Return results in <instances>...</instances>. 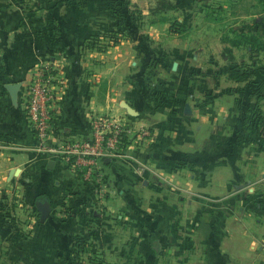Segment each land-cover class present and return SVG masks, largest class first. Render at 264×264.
<instances>
[{
  "label": "crops",
  "instance_id": "obj_1",
  "mask_svg": "<svg viewBox=\"0 0 264 264\" xmlns=\"http://www.w3.org/2000/svg\"><path fill=\"white\" fill-rule=\"evenodd\" d=\"M111 1L0 0V195L31 194L32 205L37 195L47 198L50 212L36 225L52 259L60 256L58 243L70 248L87 240L112 264L150 255L162 262L170 254L182 264H264V205L251 202L264 192V141L251 138L242 123L255 109L264 116V90H257L264 66L249 81H231L226 66L250 62V48L220 38L222 63L206 48L204 35L219 33L216 18L227 8L221 0H164L170 6L163 8L155 0H121L138 10L137 29L117 27ZM207 2L218 5L208 9ZM174 21L181 32L169 30ZM110 32L119 36L114 44L103 37ZM239 47L246 58L234 55ZM43 64L55 78L52 145L88 137L93 115L116 117L131 129L124 154L99 161L98 190L81 170L37 148L22 95ZM15 82L21 85L13 105L4 86ZM141 125L153 138L137 146L132 133ZM239 173L261 178L259 191L241 189L240 197L220 203L204 199L232 193ZM192 194L202 197L195 201ZM191 208L200 214L193 234L184 219Z\"/></svg>",
  "mask_w": 264,
  "mask_h": 264
},
{
  "label": "rangeland",
  "instance_id": "obj_2",
  "mask_svg": "<svg viewBox=\"0 0 264 264\" xmlns=\"http://www.w3.org/2000/svg\"><path fill=\"white\" fill-rule=\"evenodd\" d=\"M155 1L164 2V0ZM219 2L224 3L227 8L222 9L219 14L217 13L219 17H217L216 19L220 21L219 33L204 35L203 39L205 40L204 43L206 44V48L210 49V51H215L216 55L219 54L217 57V61L221 62L219 56L220 52L222 53L221 50L223 47V42L220 43V38H223L228 42H224L226 45H234L241 43L239 35L245 34V37H250L253 34H257L259 36L260 41L258 42V46L262 47L263 49L258 55V65H261L263 67L264 20L263 23L256 24L257 18L255 17H261L262 19H264V0H232L233 6L231 7H229V2L227 0H221ZM204 5L208 6V9H210L217 6L218 3L213 4V2H207ZM129 9H132V7ZM226 9L230 10L233 14L237 15L235 16L231 14L229 15L226 13H222ZM116 37L118 41L119 36ZM242 37L241 39H243ZM246 52L247 51H245L243 47H239L237 51L234 50V55L237 59H240L239 57L246 58L248 55V52ZM261 66H259L258 68H260ZM252 112L253 111H251L250 114ZM242 123H244V125L246 124V126L249 128L248 132L249 134H251V138L256 139V137H261L263 135L264 141V116L263 118L258 119L252 114L250 117H248V119H243ZM246 126L244 127L246 128ZM235 159L236 160L232 161V165L233 167H239L240 162L239 160H237V158ZM212 176L213 183L216 186L221 185V183L223 182V179L220 177L222 176L221 172L216 170L215 172H213ZM251 176H246L242 173L234 175L231 179L232 193H226L224 191L215 192V195L212 194L213 196L206 197L204 199L207 201H214L216 203H220L224 200H228L230 196L240 197L239 190L241 189L247 190L248 188L253 187L252 189L257 190L258 186L260 185L261 178ZM83 180L92 183L94 188H96L97 190L100 187L99 183L96 182V177L94 176L90 177L89 179ZM256 180H258V182H256ZM262 186L264 187V181ZM98 193H102V196H100V194H97L99 200L101 198L104 200V194H109L108 189L104 190V192L99 191ZM182 194L186 196L184 192ZM253 195H255V198L251 200V202H259L264 205V192L261 193V191H259V194ZM32 197L33 196L31 194H27L25 196L22 195V197H19L16 194L3 193L2 195H0V234L3 235V237L0 239V264H112L111 258L106 259L103 257V259L99 253L97 254L95 248H93V242H89L87 240H77L70 244V248L68 243H58V247H61L59 248L60 256L52 259V252L48 248L49 243L44 240H38L40 236H38L39 230L37 229L36 225L37 217L35 210L33 209ZM145 197L147 198L149 196L140 195V199L142 200H144ZM191 197L194 198V200L196 201V199H200L202 195L192 194ZM236 200L239 201V199ZM91 212L95 213L96 211L95 209H93L91 210ZM217 213H223V210H218ZM197 215L200 214H198V211H196L194 208L185 209L184 211V219L185 221L186 219L189 220L190 224H188L189 227L187 228L191 234H193L192 224L194 219L197 218ZM85 217L91 218L89 213H87ZM185 225H187L186 222ZM172 235H174V233H172ZM170 255L171 257L163 259L162 262H160V259L158 257H155L154 255L145 257V259L136 257L131 259L130 262L133 263V261H135L134 264H182L181 259H176L174 255ZM123 260L127 259L120 258L115 259L114 261L115 264H120Z\"/></svg>",
  "mask_w": 264,
  "mask_h": 264
},
{
  "label": "built area",
  "instance_id": "obj_3",
  "mask_svg": "<svg viewBox=\"0 0 264 264\" xmlns=\"http://www.w3.org/2000/svg\"><path fill=\"white\" fill-rule=\"evenodd\" d=\"M54 79L50 64H43L27 80L22 95L27 120L37 148L58 155L65 163L81 170L83 179H89L97 175L98 163L103 158H117L124 154L125 148L130 145L131 129L116 117L93 115L88 137L52 145L49 137L55 109ZM132 136L134 144L142 146L151 141L153 133L147 126L141 125L133 130Z\"/></svg>",
  "mask_w": 264,
  "mask_h": 264
},
{
  "label": "trees",
  "instance_id": "obj_4",
  "mask_svg": "<svg viewBox=\"0 0 264 264\" xmlns=\"http://www.w3.org/2000/svg\"><path fill=\"white\" fill-rule=\"evenodd\" d=\"M116 0H113L110 2V10L112 13L115 15L116 18V25L117 27H134V29H137L140 26V17L136 14V10H132L129 8H126V6L122 3L121 0H118L119 4L115 2ZM161 8L165 6H170L169 4L166 5L163 1L160 2L159 4ZM264 19L261 18V21L259 22L262 23ZM184 26L179 24L177 21H174L170 25V31L173 33H178L183 30ZM243 36V37H242ZM103 37H109V39L112 41V43L117 42V37L115 33L110 32ZM240 37V42L242 43V46L244 47H249V60L250 62H240V63H230L226 66L224 70V74L227 79L235 82H241V81H249L251 80V77L253 76V73L255 69L261 65H258V55L259 53L263 50L262 47L258 46L259 41V36L257 34H253L250 37H245L244 35H239ZM241 37L243 39H241ZM93 40L94 38H90L89 40ZM239 40V39H238ZM235 42V41H234ZM239 42V41H238ZM241 43L234 44V45H241ZM102 46H97V48H101ZM225 53H229V51L225 50ZM264 88V82L260 83L257 85V90L258 93L262 91ZM253 116H258L260 118V113L258 112L257 109L252 112ZM47 201V198L44 197L43 195H37L34 198V210L36 212V216L39 220V211L36 206V201L43 202ZM48 202V201H47Z\"/></svg>",
  "mask_w": 264,
  "mask_h": 264
},
{
  "label": "water",
  "instance_id": "obj_5",
  "mask_svg": "<svg viewBox=\"0 0 264 264\" xmlns=\"http://www.w3.org/2000/svg\"><path fill=\"white\" fill-rule=\"evenodd\" d=\"M20 85H21L20 82H15V83L6 84L4 86L10 96V100L13 105H16L18 90L20 88ZM185 109L189 111V107L187 105L185 106ZM36 206L40 213L39 222H43L47 218L50 212L49 203L45 200L43 202L36 201Z\"/></svg>",
  "mask_w": 264,
  "mask_h": 264
}]
</instances>
